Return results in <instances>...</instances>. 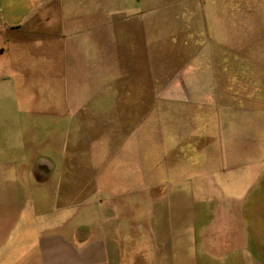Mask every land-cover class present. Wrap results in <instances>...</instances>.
I'll use <instances>...</instances> for the list:
<instances>
[{"label": "crops", "instance_id": "obj_1", "mask_svg": "<svg viewBox=\"0 0 264 264\" xmlns=\"http://www.w3.org/2000/svg\"><path fill=\"white\" fill-rule=\"evenodd\" d=\"M93 1L97 11L50 26L68 1L0 0V37L40 29L70 73H96L87 25L112 2L128 7ZM227 1L212 19L204 3L189 6L201 24L184 39L192 113L168 126L160 116L154 140L170 160L149 168L140 145L126 161L113 145L111 169L79 159L80 141L116 116H16L17 68L0 50V264H264V2Z\"/></svg>", "mask_w": 264, "mask_h": 264}, {"label": "rangeland", "instance_id": "obj_2", "mask_svg": "<svg viewBox=\"0 0 264 264\" xmlns=\"http://www.w3.org/2000/svg\"><path fill=\"white\" fill-rule=\"evenodd\" d=\"M66 1L64 6L53 8L52 12L58 14L53 16L56 21H51L50 26L64 16L98 10V3L93 0ZM126 1L127 9L112 2V8L100 9L96 26L87 25L89 32H93L87 48L90 50L94 44L97 60L101 58L104 62L98 64L96 73H70L67 66L63 67L62 50L53 45L41 46L45 33L41 36L40 29L36 35L24 30L17 34L12 32L8 40L0 37V50L9 45L10 58L17 68L19 94L16 116H64L66 121L71 116H82L84 122L87 116L94 121L99 116H116L115 121L106 120L115 128L102 127L99 130L101 121H98V129L89 132L87 139L80 141L81 161L109 169L120 161L113 153L115 147L124 150L118 149L120 152L117 155L124 156L126 161L127 157L136 158L139 155L137 148L140 145V162L147 168L152 167L161 156L170 160V154L164 152V147L156 141V131L160 116L168 126L169 116L192 113V106L189 107L186 102L184 65L186 51L193 50V45L189 41L186 46L184 39L188 35L192 37V30L200 31L201 24L196 15H191L189 6L192 3L202 6L204 3L208 7L207 18L212 19L228 15L225 7L229 4L227 0ZM135 17L141 20V25L137 24L140 31L134 29L137 27ZM125 18L130 19L129 26L122 24ZM106 30L105 40L103 32ZM106 48L110 49L111 62L106 52L103 54ZM6 57V54H0V63ZM68 59L70 69L75 71L76 57L70 53ZM139 140L143 142L142 146Z\"/></svg>", "mask_w": 264, "mask_h": 264}]
</instances>
